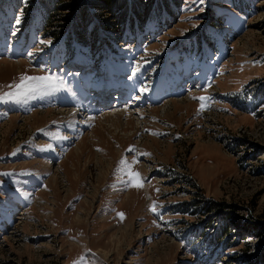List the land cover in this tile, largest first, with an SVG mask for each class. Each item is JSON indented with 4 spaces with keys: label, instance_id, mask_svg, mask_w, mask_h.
Instances as JSON below:
<instances>
[{
    "label": "rangeland",
    "instance_id": "1",
    "mask_svg": "<svg viewBox=\"0 0 264 264\" xmlns=\"http://www.w3.org/2000/svg\"><path fill=\"white\" fill-rule=\"evenodd\" d=\"M170 1L155 12L171 20L140 18L110 46L98 29L96 48L52 38L51 0H0V95L55 81L0 102V264H264V0ZM203 201L221 210L187 211Z\"/></svg>",
    "mask_w": 264,
    "mask_h": 264
},
{
    "label": "trees",
    "instance_id": "2",
    "mask_svg": "<svg viewBox=\"0 0 264 264\" xmlns=\"http://www.w3.org/2000/svg\"><path fill=\"white\" fill-rule=\"evenodd\" d=\"M91 1L88 0H51V2L48 4L46 8V22L44 24V28L51 32L54 36H52L53 39H62L67 36L68 34L71 35L75 32L78 33L77 38L78 39H84L87 42L90 41L91 43L87 42L90 46L93 47L96 46V48H100L103 45V40H101L100 36H97L96 31L98 29L104 30L106 35L108 36V39L112 37L110 40H108V44L112 42L115 43V41L124 42L125 39H127L126 32L128 31L125 26L127 25V28H131L132 26H139L140 18H144L145 21L144 24L147 25V23H152L153 21L159 19L161 20L162 17L164 20H171L172 15L169 11L165 13L163 16L161 14H158L157 10L163 8L165 10V5L167 4L166 9H170V0H160L163 5L157 4V8H151L149 13L147 15L144 14L145 10L149 8V5L151 3H157V0H138L140 2L141 8H134L133 6L129 4V0H99L102 2H97L98 0H95L94 4ZM176 2V0H174ZM96 4V5H95ZM154 6V5H153ZM152 6V7H153ZM163 6V7H162ZM180 6V5H179ZM57 7V8H56ZM99 10V14H105V18L102 17V25L103 27H95L92 23H87L88 20L91 21V12ZM157 9V10H156ZM154 10V11H153ZM173 9H171L172 11ZM60 14V15H59ZM86 18V16H88ZM69 23L72 22L71 25L67 28L66 34L64 35L63 30H58L61 27L60 22ZM81 21V22H80ZM58 22V23H56ZM77 23V25H76ZM87 24L89 26H87ZM92 24L93 26H90ZM148 24V25H149ZM55 25V26H54ZM56 28V29H55ZM54 29V30H53ZM88 30H91L92 33L88 32ZM58 33H60V36L57 37ZM96 33V36H93V34ZM119 36V37H118ZM81 37V38H80ZM124 37V38H123ZM82 40H79L77 42L81 43ZM67 44H71L74 46H77L74 44L73 40L71 38H67L64 40ZM84 42V43H86ZM111 44H109L110 46ZM81 51V50H80ZM116 51V50H115ZM96 52V51H94ZM82 55L84 54L87 57H93L98 56L97 58H102L104 55H111V53H104V51H100L97 55H89L86 54L84 51H81ZM206 210L207 212H212L215 210H221V207L217 203H213L212 201H203L200 202V205L194 206V207H187V211L191 214V211H198ZM197 229V228H196ZM221 229V228H220ZM218 230V233L215 235L207 236L206 232L202 230L199 232V230H195L199 232L197 240H201V242H205L210 245H218L223 244V241L221 240L222 236L225 233V230ZM218 234H221L220 237ZM223 234V235H222Z\"/></svg>",
    "mask_w": 264,
    "mask_h": 264
},
{
    "label": "snow or ice",
    "instance_id": "3",
    "mask_svg": "<svg viewBox=\"0 0 264 264\" xmlns=\"http://www.w3.org/2000/svg\"><path fill=\"white\" fill-rule=\"evenodd\" d=\"M43 43V41L41 42ZM10 88H14V91L4 93L3 95H0V102H6L9 100H16L20 98L21 96L27 95L29 92H36L41 89L45 88H54L55 87V81L54 78L51 76H22L20 79V83L16 85H9ZM194 99H198L201 101V110L205 107V102L210 99L208 97H194ZM129 151H134V149H129ZM122 165L127 166V161L122 160ZM10 175V174H5ZM128 175L132 179L133 186L140 188L143 187L142 179L137 172H132L130 167L128 168ZM155 211V208L152 209ZM118 215L123 218V214L119 213Z\"/></svg>",
    "mask_w": 264,
    "mask_h": 264
},
{
    "label": "bare ground",
    "instance_id": "4",
    "mask_svg": "<svg viewBox=\"0 0 264 264\" xmlns=\"http://www.w3.org/2000/svg\"><path fill=\"white\" fill-rule=\"evenodd\" d=\"M172 103H176V102H172ZM182 103V102H181ZM180 104V103H179ZM177 106V105H176ZM108 117V116H107ZM112 117V116H111ZM118 116H116V118H117ZM120 117V116H119ZM83 118V117H82ZM104 118V117H103ZM105 119H107V118H105ZM113 118H111V120H112ZM117 121V120H116ZM84 122V121H83ZM108 122V121H107ZM115 124V122L113 121L112 122V125H114ZM103 125V124H102ZM113 127V126H112ZM116 129V128H115ZM96 133V132H95Z\"/></svg>",
    "mask_w": 264,
    "mask_h": 264
}]
</instances>
